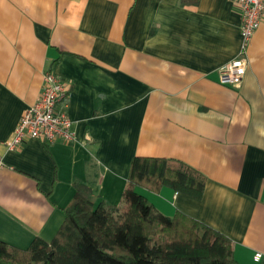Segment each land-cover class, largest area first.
I'll list each match as a JSON object with an SVG mask.
<instances>
[{"label":"crops","instance_id":"crops-1","mask_svg":"<svg viewBox=\"0 0 264 264\" xmlns=\"http://www.w3.org/2000/svg\"><path fill=\"white\" fill-rule=\"evenodd\" d=\"M239 23L231 0H0V239L49 240L75 183L119 205L134 155L171 157L205 176L200 197L135 191L226 235L238 264H264V19L242 79L218 80ZM46 70L69 81L73 139L8 148Z\"/></svg>","mask_w":264,"mask_h":264},{"label":"trees","instance_id":"trees-1","mask_svg":"<svg viewBox=\"0 0 264 264\" xmlns=\"http://www.w3.org/2000/svg\"><path fill=\"white\" fill-rule=\"evenodd\" d=\"M204 182L179 159L134 155L121 204L94 206L91 189L75 183L54 235L27 247L0 239V264H238L226 235L179 210L165 215L134 189L168 186L200 197Z\"/></svg>","mask_w":264,"mask_h":264},{"label":"built area","instance_id":"built-area-1","mask_svg":"<svg viewBox=\"0 0 264 264\" xmlns=\"http://www.w3.org/2000/svg\"><path fill=\"white\" fill-rule=\"evenodd\" d=\"M240 16L239 30L241 45L236 57L218 68V80L223 84L239 82L246 69L245 51L249 41L264 19V0H231ZM69 91V81L53 70H46L36 100L22 112L11 138L6 142L8 148L19 146L26 138H37L43 143L55 140L64 142L73 139L71 120L59 107ZM1 168V162H0ZM262 253L256 251L254 260H260Z\"/></svg>","mask_w":264,"mask_h":264}]
</instances>
